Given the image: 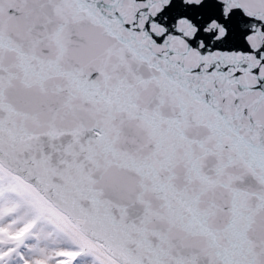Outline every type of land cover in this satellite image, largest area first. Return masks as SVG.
<instances>
[{"label": "snow or ice", "instance_id": "6c2138e0", "mask_svg": "<svg viewBox=\"0 0 264 264\" xmlns=\"http://www.w3.org/2000/svg\"><path fill=\"white\" fill-rule=\"evenodd\" d=\"M0 264H264V0H0Z\"/></svg>", "mask_w": 264, "mask_h": 264}]
</instances>
